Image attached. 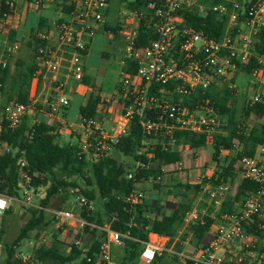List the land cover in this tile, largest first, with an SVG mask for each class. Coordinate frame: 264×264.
I'll use <instances>...</instances> for the list:
<instances>
[{
    "label": "built area",
    "instance_id": "obj_1",
    "mask_svg": "<svg viewBox=\"0 0 264 264\" xmlns=\"http://www.w3.org/2000/svg\"><path fill=\"white\" fill-rule=\"evenodd\" d=\"M43 0H38L39 4ZM59 5L71 6L67 19L58 20L50 28L34 32V39L44 43L38 47L37 59L44 67L52 81H58V71L63 59L57 56V50L66 48L70 51L67 62L69 75L80 82L84 77V65L89 40L93 38L98 25L103 22L104 11L108 0H46ZM8 11L1 18L9 20L13 16L14 4L6 3ZM209 12L226 22L224 35L219 40L209 38L203 31L184 25L183 13H194L205 17ZM123 16L134 17L144 21L155 35L142 49L136 48L138 28L125 34V57L136 65L134 75H123L122 93H118V113L110 128H104L98 123V117L80 121L82 128V149H92L93 157L109 155L113 146L125 135L130 120L137 117L146 134L157 131L162 137H168L165 149L188 151L183 146H177L172 140L174 131H185L193 134H205L208 137L218 133L219 121L214 116L208 100H201L194 107H188L181 102H175L174 95L183 97L196 93L205 95L212 86L226 83L228 90L238 93L235 80H231L238 67H246L254 60L250 77L260 79L264 70V45L260 52L256 46L261 42L259 35L264 32V0H157L148 3L141 11L131 10L121 12ZM17 47H13L15 51ZM66 60V59H65ZM6 59H0V67H6ZM173 84L171 88L161 87L151 93L153 86ZM259 90L247 104L264 105V85H258ZM61 90L62 87L58 85ZM31 91V89H30ZM35 92V88H34ZM30 98V97H29ZM31 100V98L29 99ZM48 115L56 120L58 125L64 123V112L69 107V100L64 93L57 95L52 102L49 98ZM31 111V104H22L12 100L3 108L2 117L11 130L16 129L22 119ZM152 114V119L145 118V112ZM0 125V131H1ZM4 146V152L8 149ZM146 145V141L143 142ZM202 150V149H201ZM200 150V151H201ZM199 151V150H196ZM263 147H259L254 157H241L237 160V176L229 183L209 187L206 197L215 209H220L223 203L233 197L239 183L247 180L256 185V189L248 193L240 204H237L231 215L217 214L211 216L216 220L211 235L198 248L187 253L168 251L159 241L148 242L140 254V260L145 264L153 262L168 253L177 257L179 264H264V253L250 250L253 240L245 231L244 225L255 223L259 230L264 231V165L260 162ZM143 166L137 164L136 167ZM19 198H8L0 195V200L6 207L0 210L5 213L12 201L30 205L34 188L32 179L23 158L17 160ZM164 173L181 172L185 170L182 163L165 166ZM133 174H128L131 179ZM79 210L93 212L95 207L82 197H75ZM128 200L131 204L145 201L142 191H133ZM52 218V225L44 231L39 245H48L56 232L50 229H60L59 241L68 247L79 246L83 241L82 230L88 225L79 213L62 209H46ZM201 219L196 212H188L183 220V228ZM2 223L0 221V230ZM104 238L98 248L97 255L86 257L85 264H110L112 246H121L123 235L111 229L109 224L99 228ZM151 254L150 256L148 254ZM31 256L19 254L18 259L26 263ZM159 264V263H158Z\"/></svg>",
    "mask_w": 264,
    "mask_h": 264
},
{
    "label": "trees",
    "instance_id": "obj_2",
    "mask_svg": "<svg viewBox=\"0 0 264 264\" xmlns=\"http://www.w3.org/2000/svg\"><path fill=\"white\" fill-rule=\"evenodd\" d=\"M7 2L12 0H0V16L8 11ZM150 2L157 0H133V9H143ZM184 25L201 30L209 38L219 40L225 33L226 22L219 19L216 14L209 12L205 17H199L194 13H183ZM261 42L256 46V51L260 52L264 45V32L259 35ZM155 35L151 28L144 26L141 22L136 48L142 49ZM34 51L37 56L38 47L44 43L33 39ZM254 60L246 67H238L237 71L245 75H250ZM18 70L15 75L10 76L8 65L0 67V92L5 94L8 89L12 92V97H5L6 104L12 100L22 104L30 102V85L35 78L37 67L35 65H16ZM136 72V65L131 59H124L122 68L123 75L132 76ZM11 78V86L6 87L8 79ZM232 81L234 78L231 79ZM88 85L86 78L80 81ZM173 84L165 86H153L151 93L157 92L161 87L171 88ZM117 92L122 93L121 83L117 86ZM236 94L228 90L226 83L221 87L212 88L200 95L199 93L189 97H179L174 95L175 102H181L188 107H194L200 101L208 100L214 116L223 121L220 132L208 137L205 134H193L185 131H174L172 140L177 146L191 151L204 149L211 145L213 149V162L219 166V171L209 180L213 186H219L231 182L235 177L234 165L241 157H254L257 149L263 147L264 150V123L257 125L245 121L254 115L264 117V105L256 104L249 107L247 102L243 110V120H238L236 116ZM5 104V105H6ZM100 104L99 93L94 91L90 94L86 105L80 107V121L93 119L97 115V107ZM4 105V106H5ZM0 108V119L3 108ZM146 119H152V114L145 112ZM0 142L7 147V151L0 154V195L8 198H19L18 187V167L17 160L23 158L27 163L26 170L31 176L34 188L46 187L45 197L40 201L37 208H28L30 218L21 228L18 236L11 246H6L7 258L5 264H23L19 259L13 263L15 248L29 238L31 232L40 239L44 235V230L52 225V218L47 219L46 209L52 197L59 194L70 196L71 190L74 197H82L95 207L93 212L79 210L80 216L87 222L82 233L83 241L79 246H71L68 254H65L58 236L60 229L53 234L48 245H39L33 250L30 262L40 264H69L79 261L85 264L86 257H95L98 248L104 238V233L99 229L105 224H109L111 229L123 235L122 247L124 257L120 264H133L140 259V254L144 245L149 241V235L155 234L159 237L168 238L171 243L178 238L175 243L174 252L180 253L182 243L188 239L189 245L198 248L206 242L211 235L212 226L216 222L211 218L213 210L210 208L206 215L200 216L181 232L185 215L191 211V204L188 202L177 203L171 215L160 212L162 207L158 201L147 204L144 200L136 204H131L128 200L133 191L145 183H151L154 190L158 191L171 181L174 173L162 172L165 166L179 164L182 160V153L177 150H168L163 147L168 137H162L157 131L146 134L139 119L133 117L128 125L125 135L121 136L118 143L113 146V150L126 159L118 161L110 155H98L93 157L92 149L89 147L84 151L76 136L75 143H61L60 133L48 123L39 121L30 125L29 118L25 116L21 124L14 130L7 127V123L2 119L0 122ZM146 141V145L143 142ZM235 155L230 158L228 164L219 165V156L222 153L234 151ZM264 154V152H263ZM137 164L143 166L136 167ZM132 173L133 177L128 178ZM78 181L84 186L79 185ZM179 187H182L178 184ZM187 190L191 187L184 186ZM199 187L196 186L195 189ZM256 189V185L247 180L239 183L235 192V203L240 204L243 198ZM61 209V208H58ZM234 203L227 200L216 213L217 218L223 214L231 215L234 211ZM11 207L5 214H11ZM3 226V223H2ZM245 231L254 239L253 252L264 253V231L259 230L255 223L248 222L244 225ZM2 230V229H1ZM0 230V232H1ZM164 257L156 259L153 264L163 262ZM174 260L177 257L174 256ZM244 264H247L244 261Z\"/></svg>",
    "mask_w": 264,
    "mask_h": 264
},
{
    "label": "crops",
    "instance_id": "obj_3",
    "mask_svg": "<svg viewBox=\"0 0 264 264\" xmlns=\"http://www.w3.org/2000/svg\"><path fill=\"white\" fill-rule=\"evenodd\" d=\"M132 1L133 0H119V8L113 10L110 6V0H108V7L104 11L103 22L98 25V29L96 30L95 35L89 40L88 49L86 51L85 58L83 61V65L85 64L83 79H87L88 85H84L76 80H74L72 85H68L69 83L67 81L63 82L59 79V75L58 81H52L50 75L46 72L45 68L41 67L34 51V32L39 29L50 28L53 23L58 20L67 19L71 11V6L53 4L47 2L46 0L39 2V4H36L38 0H12V3L14 4V12L12 18L9 20H4L0 17V59H6V63L10 70V76L16 74V72L18 71L16 70V65H18L19 63H22L24 65L32 64L37 67L35 78L32 80L30 85V98L33 99L34 96L37 95L36 98L33 100V103L37 102L38 106L42 105L43 107L41 106V111L47 110L45 105L51 96H57L64 93L69 100V107L64 112V123L61 126H64L65 128H70L71 132H65L63 131V129L59 130L58 128L60 125L56 123L55 119H52L48 115V111L47 114H41L42 112L37 113L39 116H42L39 121L48 123L60 133V140L62 138H66L67 136H69V138L71 139L75 138L73 135H71V133L73 132V129L71 128H78L80 125L78 124L80 122V118L74 120L70 119V108L72 106V99L74 95H79L82 97L80 107H83L86 105L90 94L94 91L98 92L100 97V104L97 107L96 116H99V112L102 108L108 107L109 110L102 111V114L100 112V114L102 115L101 124L103 125V127L104 125H106V123L110 125L113 124V121L118 113L117 86L123 76L122 68L124 66V59L126 58L124 53L125 34L134 28H138L139 31L141 22H143L145 27L149 28V26H147L144 21H137L136 18L129 17L128 15H121V11L124 9L126 10V12L131 10H137L133 9V6L131 4ZM141 10L143 9L137 11ZM13 47H17V49L15 51H12ZM99 49H101L102 57L108 60V68L107 70H105L101 84L98 81L97 70L93 66L92 60L95 52ZM59 53H62V57L68 59L70 51L66 48H62L57 50V54ZM10 59H12L11 61L14 60L13 66H10L8 64V61ZM69 76L71 77V75ZM7 82L8 84L6 87H10V77ZM58 85H60L63 90L60 91ZM2 95L3 94L0 92V108L3 104H6V102L1 101ZM3 97L14 98L12 96V92L8 89L5 90V94L3 95ZM250 116L258 120L257 123L250 122L251 124L260 125L264 123L263 117H256L252 114ZM80 137H82V132ZM236 151H240V148L236 147L234 151H229L225 153L221 152L219 156V165L225 167L230 161V158L235 155ZM3 152L4 146L0 144V154H2ZM207 162H209V165ZM260 162L262 165H264L263 153H261L260 155ZM180 163L185 166V170L188 171V173L192 174L194 179L197 178L201 173L205 175L204 172L209 174L211 178L215 173L219 171V166L213 162V149L211 145H207L201 151H185L184 153H182V160ZM207 165L209 168L206 169L205 166ZM234 170L236 177L239 173L237 170L236 163L234 165ZM209 187L215 186H213L211 183L206 184L205 187L201 186L200 188L202 190V193H205V191ZM234 198L235 191L233 197H229L227 201L231 203L233 202L234 208H236L237 203H235ZM171 200L172 199H170L169 197H161L160 199L158 197H153L151 201H158L159 205L162 207L160 212H164L167 215H171L175 205L177 203L182 202L179 201L175 204L172 203ZM145 202L147 204L151 203L150 199L145 200ZM191 211L196 212L192 209V205ZM204 214L206 215L207 211H204L203 215ZM197 215L200 216L198 213ZM211 216H213V213L211 214ZM184 229L186 228L182 227L181 232H183ZM50 230L53 233L56 232V229L54 228H51ZM156 240L161 242V244H163L168 251L172 252L174 251L172 250V248L174 247L178 238L173 239L170 243L168 238L159 237L155 234L149 235L148 242H153ZM186 241H188V239ZM169 245L170 247H168ZM182 246L183 248L181 251H186L190 254L194 249L192 246L189 245V242H183ZM63 252L65 254H68L69 250ZM164 255L165 254H163V257ZM159 264L168 263L163 261Z\"/></svg>",
    "mask_w": 264,
    "mask_h": 264
},
{
    "label": "rangeland",
    "instance_id": "obj_4",
    "mask_svg": "<svg viewBox=\"0 0 264 264\" xmlns=\"http://www.w3.org/2000/svg\"><path fill=\"white\" fill-rule=\"evenodd\" d=\"M110 6L113 10H116L119 8V0H110ZM123 12H126V10H122ZM121 11V12H122ZM122 15V14H121ZM123 16V15H122ZM58 57H61L63 59L62 66L60 67L58 74H59V79L63 82L67 81L69 84L72 85L74 82V79L69 76V63L67 62V59L65 60V57H62V53L57 54ZM10 59L8 61V64L10 66L14 65V60L11 61ZM93 66L97 70L98 74V81L100 84L102 83L103 77L105 70H107L108 66V60L104 57H102V52L101 49L95 52L94 57H93ZM85 65V64H84ZM237 86H238V93L236 94V116L238 120H243V110L245 109L247 99L252 98L254 94H256L259 90L258 85L263 84L264 85V70L262 77L260 79H255L252 78L248 75H245L241 72H236L235 75L233 76ZM224 83L221 82L218 84L219 87H221ZM4 95V94H3ZM1 98V101L5 102V98ZM37 96V95H36ZM34 96L33 99L30 100L31 104V111L27 115L29 118V123L30 125L33 124L34 122H38L42 116H39L37 113L42 112L41 114H47L48 111V104L46 103V109L41 111V106H38V103H33V100L36 98ZM55 96H51L50 99H52V102L54 101ZM2 102V103H3ZM82 102V97L79 95H74L72 99V106L70 108V119H78L79 118V109L81 106ZM4 106V104L2 105ZM43 107V106H42ZM107 111L109 110L108 107L102 108L100 110L101 114L102 111ZM99 112L98 116V123L100 126L103 127L102 123V115ZM101 115V116H100ZM264 120V117H263ZM219 121V127H218V133L220 132V127L223 126V121ZM247 123L249 122H255L257 123L258 120L252 116H250L248 119H246ZM79 130L78 128H71L73 129V135L75 138L71 139L69 136L66 138H62L60 141L61 143H75L76 142V136L79 137V143L82 148V143H81V132L82 128L81 123L79 122ZM104 124V123H103ZM111 125L107 124L104 125V128H110ZM59 130L69 132L70 128H65L64 126H59ZM71 132V131H70ZM110 156H113L116 158L118 161H125L122 156L117 154L115 150H112V152L109 154ZM209 165V162H207ZM205 166V168H209ZM173 173V172H172ZM201 173L197 178L194 179L192 174L188 173V171H181L174 173L172 176L171 181H169L165 186H162L158 191L154 190L152 187L151 183H145L139 187L138 190L142 191L145 195V200L150 199V202L152 203L153 197H158L159 199L161 197H166L172 199V203H177L179 201L183 202H189L192 205V209L195 210L200 216H203L204 211H208L210 208L216 212L219 211V209H215L211 203L208 201L206 194L202 193L201 186L205 187L206 184L210 183L208 180H210V175L207 174L206 172ZM186 174V175H185ZM79 185L84 186V184L80 181H78ZM178 184H180L182 187H179ZM190 186V189H186L184 186ZM198 186V189H195V187ZM45 191L46 187H39L34 191V195L31 199V204L30 205H24L23 203L12 201L11 202V214H5L2 213L0 214V221L3 223L2 230L0 232V264H5V260L7 258V253H6V246H11L16 237L18 236L21 228L25 225V223L29 220L30 218V212L28 208H37L39 206L40 201L45 197ZM70 196L66 197L65 194H59L55 197H52L48 209L53 210V209H58L61 208L62 210H69L74 213H79V205L77 202H75V197L73 196V192L69 190ZM46 217L47 219H51L50 215L46 211ZM205 215V214H204ZM216 225V224H215ZM214 225V226H215ZM45 231V230H44ZM47 231V230H46ZM250 236V234H248ZM82 236L84 234L82 233ZM251 237V236H250ZM252 238V237H251ZM254 241V239L252 238ZM40 239L35 235V232H31L29 234V238L27 240L22 241L17 248H15V253L14 257L11 260V263H13L16 259H18V255L24 254V255H32V252L34 249H36L39 246ZM188 242V241H184ZM63 245L61 246L62 251L69 250L70 248L68 245H66L64 242H62ZM170 247V245L168 246ZM183 247V246H182ZM175 247L172 248L174 250ZM168 253H165L164 255V260L168 264H179L178 259L174 260L173 255H170ZM124 257V250L122 245L121 246H112L111 248V260L110 264H120L121 261L123 260ZM23 264H40L38 262H30L27 261L26 263ZM48 264H53V263H48ZM69 264H80L79 261H75ZM133 264H145L141 260H136L134 261Z\"/></svg>",
    "mask_w": 264,
    "mask_h": 264
},
{
    "label": "clouds",
    "instance_id": "obj_5",
    "mask_svg": "<svg viewBox=\"0 0 264 264\" xmlns=\"http://www.w3.org/2000/svg\"><path fill=\"white\" fill-rule=\"evenodd\" d=\"M4 207H6L5 202L0 200V210H2ZM148 255L150 256L151 254L149 253Z\"/></svg>",
    "mask_w": 264,
    "mask_h": 264
}]
</instances>
